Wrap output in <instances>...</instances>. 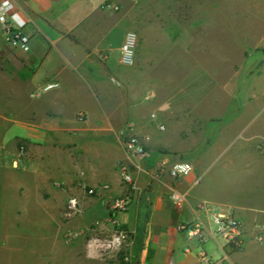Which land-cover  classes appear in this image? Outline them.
I'll return each instance as SVG.
<instances>
[{
    "label": "crops",
    "instance_id": "crops-1",
    "mask_svg": "<svg viewBox=\"0 0 264 264\" xmlns=\"http://www.w3.org/2000/svg\"><path fill=\"white\" fill-rule=\"evenodd\" d=\"M12 2L28 21L29 53L45 64L31 74L41 77L36 90L40 93L43 78L58 76L57 69L63 61L73 57L65 49L74 45L61 38L46 42L39 34L34 36L42 28L43 19L79 13L80 20L91 21L89 25L95 26V17L102 11L97 0ZM67 26L76 33L73 24ZM98 27L106 25L100 22ZM112 28L113 23L103 36ZM186 34L182 38L188 41ZM48 48L47 57L44 54ZM99 50L104 52L101 46ZM51 55L60 62L54 65ZM135 58L136 63L142 64L138 54ZM258 69L264 71V61L258 63L249 78ZM57 84V89L40 96L53 92L58 98L66 83ZM244 85L241 92L246 99L234 113L212 121L207 140L187 156L182 154L186 148L183 139L178 143L179 135L175 143L171 142V135L160 139L149 135L148 148L142 155L126 153L122 147L120 111L96 116L93 121L87 108L64 116L62 103L55 100L41 108L17 106L15 114L0 113V264L7 252H17V258L7 264H72L71 247L62 242L61 236L67 223L62 212L69 195L78 198L82 210L77 226L110 216L128 232L132 264H169L171 260L195 264L201 252L209 262L219 260L222 253L212 239L199 244L176 231L178 223L202 221L207 226L205 213L196 208L200 202L225 206L242 223V246L228 254L229 264H264V151L256 147L258 139L264 138V124L257 122L259 118L264 120V74L259 82L247 80ZM96 100L93 105L101 111L102 104ZM79 111L84 113V120L78 119ZM255 123L258 125L254 128ZM157 145L164 150L159 151ZM20 147L22 155L18 152ZM181 155L191 164L192 172L173 179L169 168ZM122 164L130 168L133 191L120 179L118 166ZM82 186L95 193L86 195ZM172 191L184 194L185 200H172ZM126 194L130 198L127 209L111 211V201ZM257 235H261L260 241L256 240ZM14 236L18 237L15 244L9 242ZM187 249L189 253H185Z\"/></svg>",
    "mask_w": 264,
    "mask_h": 264
},
{
    "label": "rangeland",
    "instance_id": "rangeland-1",
    "mask_svg": "<svg viewBox=\"0 0 264 264\" xmlns=\"http://www.w3.org/2000/svg\"><path fill=\"white\" fill-rule=\"evenodd\" d=\"M113 3L118 5L117 11L98 6L102 14L95 17L97 27L89 25L91 21L80 20L79 13H67L44 18L42 28L35 31L34 36L39 34L46 42L56 37L74 43L70 44L71 49H65L73 57L63 61L57 69L58 76L52 79L45 76L42 80V87L66 83L58 98L53 92L42 97L43 91H36L41 77L31 74L45 64L33 59L29 52L21 54L9 49L0 37V113L15 114L17 106L41 108L55 100L62 103L64 116L75 109L87 108L93 121L96 116L120 111L123 138L135 133L146 150L149 135L158 139L171 135L173 143L179 135L178 143L183 139L186 148L182 154L187 156L207 140L212 121L234 113L246 99L241 89L247 80L259 82L264 74L258 69L249 78L258 63L264 61V0H136L135 4L134 0H113ZM100 22L106 27H98ZM111 23L115 28L103 36ZM71 24L76 33L67 26ZM126 31L137 35L135 57L138 54L142 64L136 63V58L130 67L119 64L118 48ZM183 34L189 37L188 41L182 38ZM100 46L104 52L99 50ZM49 54L50 48L44 55ZM51 57L54 65L60 62L57 56ZM255 88L258 93L259 86ZM95 98L102 104L101 111L93 105ZM80 113L85 117L81 111L77 115ZM257 122L264 124L260 118ZM128 125L132 130L127 129ZM159 125L164 130H159ZM156 148L164 150L160 145ZM81 214L82 210L76 216L66 217L62 212L67 222L61 233L62 242L71 247L72 264H132L130 237L122 226L110 216L77 226ZM69 231L79 233L67 241ZM93 240L99 242L94 250L90 248ZM9 242L17 243L18 237H10ZM5 256L3 264L16 259L17 252H7Z\"/></svg>",
    "mask_w": 264,
    "mask_h": 264
},
{
    "label": "built area",
    "instance_id": "built-area-1",
    "mask_svg": "<svg viewBox=\"0 0 264 264\" xmlns=\"http://www.w3.org/2000/svg\"><path fill=\"white\" fill-rule=\"evenodd\" d=\"M100 7L108 11H117L118 5L113 3V0H97ZM28 21L23 18L15 9L12 0H0V37L3 43L11 50L25 54L30 51V36L27 29ZM137 44V35L133 31H126L123 35L122 43L119 47V64L124 67H130L134 63L135 49ZM112 82L118 84V82L112 79ZM57 83H48L42 87V91H49L56 88ZM79 120H84L82 113L77 115ZM154 118V115H151ZM159 130H164L162 125L157 127ZM128 130H132V126H127ZM121 134H124L123 131ZM123 150L126 153L133 155H142L144 150L142 148V142L135 133H128L123 138L122 142ZM259 151H264V138H259L256 145ZM19 154H23V149L19 148ZM14 167L16 161L13 162ZM192 172V166L188 161L177 160L174 161L169 168V175L173 179L182 178L188 176ZM118 174L124 185L128 187L129 191L135 190L134 179L132 177L130 168L128 165H119ZM106 189V186L102 187ZM81 189L86 195L92 196L95 193L94 189H88L82 186ZM170 198L174 201L185 200V195L176 191L170 193ZM130 203L129 195L126 194L122 197L113 199L110 203V209L112 211H124L127 209ZM197 210L205 213L207 217V226L202 221H196L192 224L178 223L176 225V231L183 233L188 240H196L199 244L205 243L207 240L212 239L216 243L217 248L221 251L222 256L215 262H209L204 252H201L198 257V261L195 264H229L227 262V256L230 252L239 249L242 246V223L237 219L232 211L222 205L210 204L206 202H200L196 205ZM81 212L79 200L75 196L69 195L66 198L64 204V215L66 217H73ZM79 232L69 231L66 234V240L69 241L75 238ZM256 240H261V235L256 236ZM99 242L93 240L90 248L94 250L98 247ZM110 244V243H107ZM185 253H189L188 249ZM169 264H181L178 262L170 261Z\"/></svg>",
    "mask_w": 264,
    "mask_h": 264
},
{
    "label": "trees",
    "instance_id": "trees-1",
    "mask_svg": "<svg viewBox=\"0 0 264 264\" xmlns=\"http://www.w3.org/2000/svg\"><path fill=\"white\" fill-rule=\"evenodd\" d=\"M0 58H1V54H0ZM0 67H2V63L0 62Z\"/></svg>",
    "mask_w": 264,
    "mask_h": 264
}]
</instances>
